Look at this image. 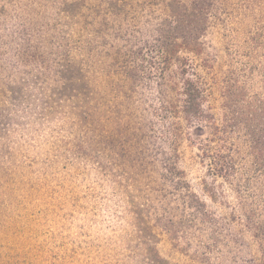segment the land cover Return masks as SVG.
<instances>
[{
    "label": "rangeland",
    "instance_id": "1",
    "mask_svg": "<svg viewBox=\"0 0 264 264\" xmlns=\"http://www.w3.org/2000/svg\"><path fill=\"white\" fill-rule=\"evenodd\" d=\"M110 1L0 0V264H264V0Z\"/></svg>",
    "mask_w": 264,
    "mask_h": 264
},
{
    "label": "trees",
    "instance_id": "2",
    "mask_svg": "<svg viewBox=\"0 0 264 264\" xmlns=\"http://www.w3.org/2000/svg\"><path fill=\"white\" fill-rule=\"evenodd\" d=\"M114 2L117 5V0H114ZM110 4H113L112 0L110 1ZM108 5H109V2H108ZM113 8L116 9L117 7L115 5H113L112 9ZM113 12H114V14H119V13H117V11L113 10ZM103 25H101V26L103 27ZM110 29L112 30V32L118 31V25H116L115 27L109 26V30ZM158 31L161 32L159 34H160V36L163 37V39L164 38L166 39L169 36L168 33L166 31H164V29H159ZM170 43H171V46L173 48L168 49V44L166 43L164 46H161V49H163V51H166V52L172 51L173 53H176L181 49L196 52V47H197L196 41H191V40L177 41L176 39H173V40H171ZM179 64L181 66H183V68H184L185 63H184L183 59H179ZM184 89H185V91H184V96H185L184 103H185V107H186L185 116L187 115V117L190 118L192 116L199 115L200 114V111H199V107H200L199 96H200V94H199L198 90L196 89V87H191V85L189 84V81H188V83Z\"/></svg>",
    "mask_w": 264,
    "mask_h": 264
}]
</instances>
